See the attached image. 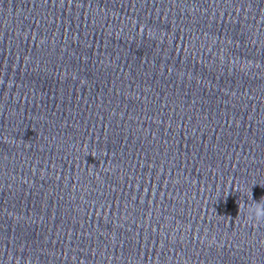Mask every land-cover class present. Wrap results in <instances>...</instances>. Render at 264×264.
Masks as SVG:
<instances>
[{
	"label": "clouds",
	"instance_id": "obj_1",
	"mask_svg": "<svg viewBox=\"0 0 264 264\" xmlns=\"http://www.w3.org/2000/svg\"><path fill=\"white\" fill-rule=\"evenodd\" d=\"M262 200H264V198H262L261 201ZM247 218L249 220L254 218L256 221L264 220V202H253L249 205L247 208Z\"/></svg>",
	"mask_w": 264,
	"mask_h": 264
}]
</instances>
